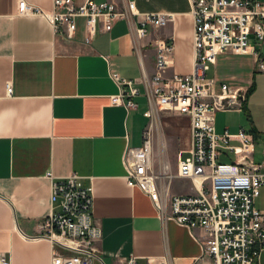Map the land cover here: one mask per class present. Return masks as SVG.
<instances>
[{"label":"crops","instance_id":"1","mask_svg":"<svg viewBox=\"0 0 264 264\" xmlns=\"http://www.w3.org/2000/svg\"><path fill=\"white\" fill-rule=\"evenodd\" d=\"M26 1L46 11L52 8V0ZM134 1L139 12L173 13L163 26L147 24L140 53L133 46L138 15L115 19L109 30L97 32L87 43L82 17L74 37L64 38L44 16L19 14L18 0H0V257H9L11 264H50V241L37 237L51 207L48 171L58 177L76 172L92 186L93 219L102 229L93 264H127L130 255L137 264L164 256L171 264H190L201 251L202 229L191 231L162 218L152 198L126 181L123 151L127 144L141 142L148 100L144 85L137 82L134 104L126 106L111 70L126 78L150 75L157 36L173 42L167 73L188 72L193 64L189 1ZM228 54L249 58L222 61L218 54L209 69L228 66L229 75L219 78L215 70L210 75L246 90L259 72L254 60L249 54ZM218 111L216 129L235 132L230 126L220 129ZM159 118L165 155L177 162L176 153L187 155L191 144L189 118L163 110ZM250 129L258 140L260 130L255 125Z\"/></svg>","mask_w":264,"mask_h":264},{"label":"built area","instance_id":"2","mask_svg":"<svg viewBox=\"0 0 264 264\" xmlns=\"http://www.w3.org/2000/svg\"><path fill=\"white\" fill-rule=\"evenodd\" d=\"M188 1L193 21L190 71L167 73L173 42L157 36L150 75L143 72L137 79L110 72L120 87L119 95H126V106L134 104L131 97L139 93L137 82L144 85L148 100L143 112L148 122L141 142L127 144L123 151L126 181L152 198L162 218L173 219L191 231L202 229L201 251L190 264H263L264 208H258L255 199L264 185V141L263 157L256 162L257 137L251 129H216V111L242 102L245 90L217 81L208 69L218 54L239 53L251 55L255 70L264 73V0ZM17 11L44 16L55 34L64 38L74 37L82 17L87 43L97 32L109 30L115 19L138 15L133 32L137 53L141 38L149 31L147 24L158 28L173 19L172 12H139L134 0L121 4L114 0H52L50 11L18 0ZM6 89L10 93L8 82ZM162 110L187 116L190 123L191 144L187 155L177 157L174 171L162 157ZM228 152L232 157L221 160ZM46 175L51 207L39 224L37 237L50 241V264H93L102 229L93 219L92 186L84 184L76 172L58 177L48 171ZM176 178L188 180L189 191L172 192ZM126 263L137 264L136 256L130 255ZM0 264H11V260L1 256ZM147 264L171 262L164 256L157 262L147 258Z\"/></svg>","mask_w":264,"mask_h":264},{"label":"rangeland","instance_id":"3","mask_svg":"<svg viewBox=\"0 0 264 264\" xmlns=\"http://www.w3.org/2000/svg\"><path fill=\"white\" fill-rule=\"evenodd\" d=\"M218 58H249L246 56L241 55H227L226 53H222L218 56ZM224 64V63H223ZM229 68L228 66L218 64L217 67H211L208 69V74H213L214 70L219 78H226L229 75ZM253 81L250 80L247 86H249ZM255 87L248 95L246 100L247 111L243 109L242 102L240 101L235 106L228 108V111H218L217 113V120H220V129L224 128L225 126H230V128L238 129L240 125L244 126L247 129H250L253 125H255L259 130V138L255 145V150L253 153L254 161H260L263 157L262 149H263V141H264V73L258 72L256 74ZM216 115V114H215ZM178 147L175 146V150ZM178 151V150H177ZM166 150L163 151L164 159L168 162V169L174 171L175 169V162L176 160H170L165 155ZM177 157L180 156V153L177 152ZM175 154V155H176ZM181 155H185V152H182ZM228 157L220 158L221 160H229L232 156V153H227ZM190 187V182L186 179L176 178L171 184V188L173 190H187ZM255 205L258 208H264V185L259 189V195L255 199Z\"/></svg>","mask_w":264,"mask_h":264},{"label":"trees","instance_id":"4","mask_svg":"<svg viewBox=\"0 0 264 264\" xmlns=\"http://www.w3.org/2000/svg\"><path fill=\"white\" fill-rule=\"evenodd\" d=\"M254 81L246 88L245 90V98L244 100L242 101V107L243 109H245L247 111V105H246V100H247V97L248 95L251 93V91L254 89ZM253 130V129H251ZM255 132V131H254ZM256 133V132H255ZM256 135V134H255Z\"/></svg>","mask_w":264,"mask_h":264}]
</instances>
